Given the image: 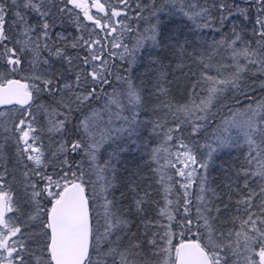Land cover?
Instances as JSON below:
<instances>
[{
  "label": "snow or ice",
  "instance_id": "6c2138e0",
  "mask_svg": "<svg viewBox=\"0 0 264 264\" xmlns=\"http://www.w3.org/2000/svg\"><path fill=\"white\" fill-rule=\"evenodd\" d=\"M0 264H264V0H0Z\"/></svg>",
  "mask_w": 264,
  "mask_h": 264
},
{
  "label": "trees",
  "instance_id": "16d2710c",
  "mask_svg": "<svg viewBox=\"0 0 264 264\" xmlns=\"http://www.w3.org/2000/svg\"><path fill=\"white\" fill-rule=\"evenodd\" d=\"M145 2H150V0H145ZM241 6H244V5L241 4ZM176 19L177 20H180L181 17L177 16ZM205 31H207V30H205ZM208 35H209V37H211L212 33L211 32H208ZM125 67H126V65H125ZM140 70L142 71V69H140ZM103 119L106 121L108 119V117L105 115V116H103ZM243 147H244V151L247 152V147L246 146H243ZM103 151H104V149L101 150V155L98 157V163L101 164V165H103L104 160L107 159L106 156L102 155ZM215 155H216V157H218V159L215 160V164L216 165H220L222 162L229 160L230 157H233L234 158L236 155H238V153H236V152H231L230 153L228 151H225L223 153L217 152V153H215ZM160 166H161V171L156 175V178H155L156 179V182L159 183L162 180L166 181L170 177L173 178V180H176L174 178V175L172 174V171H171L172 169H170L167 166V164L165 163V161L163 159L160 161ZM156 167H157V165L154 164L153 165V169H155ZM85 168L86 169L88 168L87 163H85ZM193 184H194V187H193L192 190H193V192H195L196 191L195 180H194ZM160 187L161 188L163 187V184L162 183H160Z\"/></svg>",
  "mask_w": 264,
  "mask_h": 264
},
{
  "label": "rangeland",
  "instance_id": "374dc122",
  "mask_svg": "<svg viewBox=\"0 0 264 264\" xmlns=\"http://www.w3.org/2000/svg\"><path fill=\"white\" fill-rule=\"evenodd\" d=\"M125 43H128V40H125ZM129 46H131V45L129 44ZM172 163H173V164H176V167L179 168V164H177V162H176L174 159L172 160ZM171 171H172V174L174 175V178H175V179H179L178 177H175L174 170H171ZM95 178H96V177L93 176V179H95ZM194 180H195V178L193 177V182H194Z\"/></svg>",
  "mask_w": 264,
  "mask_h": 264
}]
</instances>
